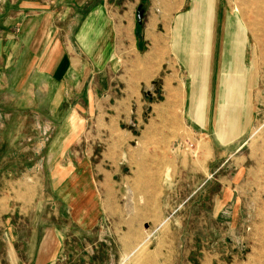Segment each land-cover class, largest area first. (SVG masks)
Masks as SVG:
<instances>
[{"label": "crops", "instance_id": "obj_1", "mask_svg": "<svg viewBox=\"0 0 264 264\" xmlns=\"http://www.w3.org/2000/svg\"><path fill=\"white\" fill-rule=\"evenodd\" d=\"M217 2L146 0L148 7L139 24L137 9L143 0H0V80L6 82L0 94L21 99L17 107L7 100L0 112L9 118L22 112L36 114L39 119L45 114L50 120L35 124L32 130L35 134L39 130L40 137L47 135L41 139L43 143L56 140L67 151L74 144H89L83 133L87 121L79 124L74 114L81 110L71 105L74 96L84 97V82L95 80V76L104 78L112 69L114 81L125 88L124 96L131 102V97H137L143 85L152 83L163 66L174 65L167 87H162L169 97L168 109L181 112L183 124L188 113L201 138H213L222 147L238 143L239 147L232 151L237 153L251 130L253 89L259 81L255 65L263 60L253 56L250 63L246 61L247 40L242 33H249V28L244 22L240 25L227 16L223 25L224 40H216ZM237 26L242 28L241 43L233 56L229 53V32L230 27ZM218 48L221 49L219 56ZM88 87L86 93L91 105L97 96L95 87ZM26 93L33 101L41 95L47 105L22 106ZM170 97L174 100L172 104ZM118 103L126 104L125 100ZM98 114V129L106 133L105 107ZM117 121L118 116H115V130L119 125ZM63 130H69V135L60 137ZM116 133L114 141L110 140L115 152L107 153L112 160L121 158L122 139ZM35 140L41 144L38 137ZM105 140L98 137V143ZM139 151L135 148L136 159L142 160ZM86 154L89 155L88 150ZM107 155L104 154V160ZM148 156L147 153V164ZM73 157L62 158L61 161L70 163H60L57 173L54 169L47 172L40 165H34L3 186L0 264H55L63 251L62 243L67 239L64 233L74 227L88 229L98 223L101 202H95L93 207L83 202L81 211H74L70 201L58 205L43 203L39 198L47 191L39 182L40 176H54L66 183L69 180L68 186L74 183L71 179L75 177L81 184L85 178L90 186L89 157L81 158L79 154L75 167ZM46 158L54 160L52 155L39 159L45 161ZM149 170L153 168L147 166V176ZM153 175L151 172L150 176ZM243 175V171L236 174L237 178ZM91 187L87 193L95 194V186ZM247 187L243 184L241 191ZM231 188L224 189L226 195L234 190ZM258 208L264 209V205ZM257 216L261 219L252 224L256 233L250 237L256 244L252 248L258 256L257 264H264V213ZM24 232L29 238L26 244H22ZM25 249L31 252L28 254ZM241 264H249V261Z\"/></svg>", "mask_w": 264, "mask_h": 264}, {"label": "rangeland", "instance_id": "obj_2", "mask_svg": "<svg viewBox=\"0 0 264 264\" xmlns=\"http://www.w3.org/2000/svg\"><path fill=\"white\" fill-rule=\"evenodd\" d=\"M217 9L216 40H224L227 16L240 25L244 22L249 28V33H242L247 40L246 61L250 63L253 56L263 60L255 65L259 81L253 89L251 130L237 153L232 151L239 147L238 143L222 147L213 138H201L188 113L183 124V114L168 109L169 97L162 87H167L174 65L163 66L152 83L143 85L138 96L131 97V102L124 96L125 88L114 81L112 69L104 78L95 76V80L84 82V97L74 96L71 105L81 110L74 114L79 124L87 121L83 133L89 144H74L67 151L59 141L43 143L41 139L47 135L40 137L39 130L37 134L32 130L35 124L50 120L45 114L39 119L36 114L22 112L9 118L0 112V192L17 178L16 174L34 165L57 173L60 163H70L62 158L74 156L75 167L79 154L81 158L89 157L90 186L85 178L81 184L75 177L71 179L73 186H68L69 180L66 183L54 176L38 177L47 190L39 197L43 203L59 205L70 201L74 211H81L83 202L90 207L97 201L102 204V214L93 227H74L64 233L67 239L55 264H257L258 256L252 248L256 244L250 235L256 233L252 224L261 219L257 215L264 213L263 208H258L264 205V0H218ZM230 28L229 53L235 56L242 28ZM5 83L0 80V89ZM88 85L95 87L97 96L91 105L86 93ZM26 95L24 107L47 105L41 95L34 101ZM7 100L14 107L21 105L20 98L0 94V109ZM121 100L126 104L119 105ZM173 101L170 97L169 103ZM104 107L106 133L97 125L99 110ZM115 116L119 123L116 130ZM115 131L122 139L119 160L107 155L115 152ZM69 133L63 130L59 135ZM99 136L106 140L98 143ZM135 148L142 153V160L136 159ZM45 155H52L54 160L39 159ZM147 166L155 175L147 176ZM238 171L244 175L237 178ZM243 184L248 185L245 191H241ZM94 186L97 192L87 193ZM230 187L234 190L226 195L224 189ZM21 236L22 244H26L27 233Z\"/></svg>", "mask_w": 264, "mask_h": 264}, {"label": "water", "instance_id": "obj_3", "mask_svg": "<svg viewBox=\"0 0 264 264\" xmlns=\"http://www.w3.org/2000/svg\"><path fill=\"white\" fill-rule=\"evenodd\" d=\"M147 7H148L147 3L143 2L137 9V18H138L139 24H141L144 19V15H145Z\"/></svg>", "mask_w": 264, "mask_h": 264}]
</instances>
